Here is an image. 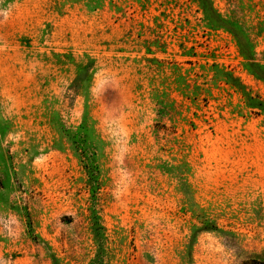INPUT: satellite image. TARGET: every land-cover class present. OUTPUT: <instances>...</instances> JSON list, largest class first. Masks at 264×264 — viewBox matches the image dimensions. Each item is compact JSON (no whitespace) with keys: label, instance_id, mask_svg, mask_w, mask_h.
Returning a JSON list of instances; mask_svg holds the SVG:
<instances>
[{"label":"rangeland","instance_id":"1","mask_svg":"<svg viewBox=\"0 0 264 264\" xmlns=\"http://www.w3.org/2000/svg\"><path fill=\"white\" fill-rule=\"evenodd\" d=\"M0 264H264V0H0Z\"/></svg>","mask_w":264,"mask_h":264}]
</instances>
